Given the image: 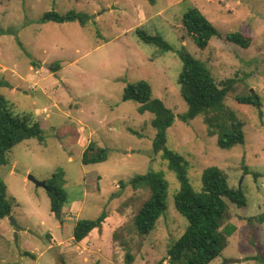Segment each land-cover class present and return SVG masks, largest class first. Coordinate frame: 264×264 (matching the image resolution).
I'll use <instances>...</instances> for the list:
<instances>
[{
  "label": "rangeland",
  "instance_id": "obj_1",
  "mask_svg": "<svg viewBox=\"0 0 264 264\" xmlns=\"http://www.w3.org/2000/svg\"><path fill=\"white\" fill-rule=\"evenodd\" d=\"M190 8L200 10L222 35L212 37L203 50L181 26L182 15ZM70 10L90 19L85 25L39 21L44 12ZM137 29L161 36L172 50L143 43ZM237 31L251 38L249 47L226 41L225 33ZM181 49L204 62L216 82L234 80L225 103L244 123L243 144L222 149L217 137L207 134L202 115L189 122L177 117L188 107L178 84ZM30 64L39 69L36 87L28 89L33 81L19 80L24 93L10 94L6 85L17 79L12 73L26 77L32 73ZM1 65L9 71L0 94L13 113L32 111V102L49 111L42 115L44 142L31 138L18 143L8 154V163L0 167L12 203L10 215L19 227L10 215L0 218V264H168L166 250L184 233L188 221L175 209L179 184L167 159L152 151L153 114L140 113L137 102L122 99L124 87L140 80L148 82L153 97L176 115L167 129L166 146L186 160L193 189L201 190L205 168L217 166L227 173L229 185L246 196L245 207L229 205V221L237 225L238 233L209 264L264 250V223L252 231L244 220L264 213V0H0ZM250 94L259 96L262 117L257 108L237 101ZM91 142L108 149L105 161L82 163ZM148 171L158 173L167 184L166 209L155 227L140 236L132 218L149 191L134 190L129 180ZM254 172L259 174L256 178ZM57 173L67 192L65 209L74 200L83 203L79 215L65 219V225L51 215L46 189L28 179L32 175L46 181ZM102 213L107 214L103 224L89 235L88 243L77 245L71 239L75 222ZM62 217H69L67 210ZM244 230L251 241L240 236Z\"/></svg>",
  "mask_w": 264,
  "mask_h": 264
},
{
  "label": "trees",
  "instance_id": "obj_2",
  "mask_svg": "<svg viewBox=\"0 0 264 264\" xmlns=\"http://www.w3.org/2000/svg\"><path fill=\"white\" fill-rule=\"evenodd\" d=\"M149 1L154 2V0ZM89 19L90 16L86 13L70 10L64 14L55 11L44 12L39 21L60 24L77 21L80 25H85ZM181 26L196 46L202 50L208 46L212 37L222 36L197 8H190L182 15ZM136 34L143 43L155 45L163 51L172 50L171 45L159 35H151L142 29H137ZM224 38L229 43L242 48H247L251 44V38L240 31L225 33ZM177 54L182 62L178 76L180 94L188 106L187 111L177 117L183 122H189L202 115L207 134L215 135L217 145L222 149H231L243 144L244 123L225 103L234 80L231 78L218 83L204 62L193 57L185 49H181ZM2 86L3 81L0 80V87ZM122 99L137 102L140 113L153 114L151 124L155 134L152 140V151L154 154L162 152L179 184V189L174 194V206L187 219L188 224L184 233L167 248L165 258L167 263L209 264L221 254L227 245L228 238L236 233V226L229 221L231 219L229 205L237 208L245 207L247 204L245 194L241 189L231 187L227 173L217 166L205 168L201 175V190L193 189L186 176V160L166 146L167 129L173 124L176 115L161 99L153 97L148 82L140 80L128 83L123 89ZM237 101L257 108L259 116L262 117V104L257 94L238 97ZM43 126V121L32 111L13 113L8 107V101L0 94V167L8 163V154L18 143L31 138L43 143ZM107 157L108 149L91 142L82 154V163H98L105 161ZM244 173H249L246 167ZM253 175L256 178L259 174L254 172ZM129 183L134 190L149 191L148 198L132 218L134 230L140 236H144L155 227L158 218L166 209L167 184L154 171L134 175ZM121 184L123 186V183ZM46 191L50 200L51 215L62 222V215L65 212L63 210L69 201L64 181L59 173L53 174L46 180ZM11 211L12 203L7 198L6 186L0 179V218L8 217ZM106 218L107 214L102 213L95 219L77 220L72 229L73 240L82 241L100 227ZM244 220L249 230L253 231L255 227L257 230V227L264 223V213L244 217ZM239 234L246 241H251L248 231L244 230ZM253 234L255 235V232ZM244 260H254L264 264V250Z\"/></svg>",
  "mask_w": 264,
  "mask_h": 264
},
{
  "label": "crops",
  "instance_id": "obj_3",
  "mask_svg": "<svg viewBox=\"0 0 264 264\" xmlns=\"http://www.w3.org/2000/svg\"><path fill=\"white\" fill-rule=\"evenodd\" d=\"M45 66L48 69H51L50 65H48L46 63H45ZM53 70H54V68H53ZM8 71H9L8 67H5L3 65L0 66V80H2V81L4 80L5 81L4 74L7 73ZM28 71L32 72V73H28V75L26 77H23L22 74H18V73H15V72L12 73V77H14V78L17 77V79L16 80L14 79L11 84L7 85V88L9 89L10 94L17 95V94L24 93L23 91H25V90H23V88L20 86L21 82L19 80H21V81L23 80L24 81V79H25V81L27 82V80H28L29 83H30V81H33L32 83H30V86L28 87V89L33 90L36 87L37 84H36V82L34 80H35L36 75L39 74V69L36 68L35 65L30 64L28 66ZM45 95H46V92H45ZM37 98L40 99V97H37ZM35 104H36L35 102H32V105L34 106V109L32 110V112H34L36 114V116L43 121V124H45V119L42 117V115H45V114L48 113V111H49L48 107H46V105H42V104L40 105L41 107H37V106L35 107ZM43 128H44V126H43ZM82 204H83L82 201L74 200V202H71L70 205H68L66 209L64 207L63 211L67 210V215L69 217H63L62 224L65 225V223H66L65 219L66 220H68L69 218L71 219V217H70L71 215H75L77 213V215H76V217H77L79 215V213L81 212V210L83 209V205ZM232 224H234L236 226V228H237L236 229V233L233 234V235H236L238 233L239 229H238V227H237V225L235 223H232ZM88 237L84 238L80 242H76L77 245H80L82 243H83V245H85L86 243H88V241L86 240V239H88ZM71 239H73L72 236H71ZM52 240H55L53 236H52ZM63 243H64L63 241H59L57 244H63ZM238 258L241 260L240 261V263H241L242 260H244V258H246V257H238ZM18 260H21V257ZM24 264H28V263H24Z\"/></svg>",
  "mask_w": 264,
  "mask_h": 264
},
{
  "label": "water",
  "instance_id": "obj_4",
  "mask_svg": "<svg viewBox=\"0 0 264 264\" xmlns=\"http://www.w3.org/2000/svg\"><path fill=\"white\" fill-rule=\"evenodd\" d=\"M28 179L31 180L32 182H34L36 186L43 187L46 189V181H39L35 177H33L32 175H29ZM9 220L12 222V224L15 226L16 229L19 228L16 224L15 219L11 215L9 216ZM240 261H241L240 259L229 258V259L225 260V263H240Z\"/></svg>",
  "mask_w": 264,
  "mask_h": 264
}]
</instances>
